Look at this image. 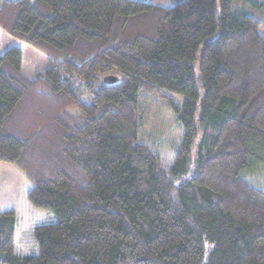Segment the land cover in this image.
I'll return each instance as SVG.
<instances>
[{
  "label": "trees",
  "instance_id": "16d2710c",
  "mask_svg": "<svg viewBox=\"0 0 264 264\" xmlns=\"http://www.w3.org/2000/svg\"><path fill=\"white\" fill-rule=\"evenodd\" d=\"M263 21L264 0L3 2L0 31L49 67L29 79L0 41V162L56 221L20 256L0 213V264H264ZM163 91L183 99L168 168L140 141Z\"/></svg>",
  "mask_w": 264,
  "mask_h": 264
},
{
  "label": "rangeland",
  "instance_id": "374dc122",
  "mask_svg": "<svg viewBox=\"0 0 264 264\" xmlns=\"http://www.w3.org/2000/svg\"><path fill=\"white\" fill-rule=\"evenodd\" d=\"M5 1L9 0H0V5ZM236 5H239L238 1ZM259 31L264 35V21ZM0 41L1 52L13 46L21 49L23 73L29 79H33L37 72H43L49 67L46 55L10 37L4 31H0ZM171 104L182 107V97L163 91L152 96L143 95L140 104V141L156 149L161 157L163 168L172 165L183 134L182 126L177 122L175 110ZM253 184L264 190V169L256 175ZM32 187L33 184L16 166L0 162V213L5 211L16 213L15 251L20 256L36 252V245L32 240V232L36 227L56 221L51 213L37 210L29 204L27 195Z\"/></svg>",
  "mask_w": 264,
  "mask_h": 264
},
{
  "label": "water",
  "instance_id": "95a60500",
  "mask_svg": "<svg viewBox=\"0 0 264 264\" xmlns=\"http://www.w3.org/2000/svg\"><path fill=\"white\" fill-rule=\"evenodd\" d=\"M118 81L117 78L115 77H107L103 80V82L107 85H112V84H115L116 82Z\"/></svg>",
  "mask_w": 264,
  "mask_h": 264
}]
</instances>
